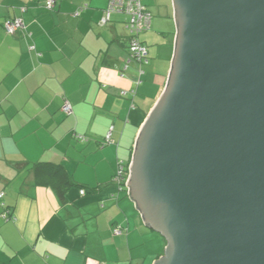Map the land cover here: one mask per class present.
Returning <instances> with one entry per match:
<instances>
[{"label":"crops","instance_id":"obj_1","mask_svg":"<svg viewBox=\"0 0 264 264\" xmlns=\"http://www.w3.org/2000/svg\"><path fill=\"white\" fill-rule=\"evenodd\" d=\"M45 1L0 0V264H155L167 242L115 177L120 163L130 172L170 82L174 0L144 1L153 19L141 35L149 51L141 67L125 17L101 24L106 0H56L54 11ZM13 19L25 28L9 35L3 25ZM37 163L65 168L74 184L63 200L40 182Z\"/></svg>","mask_w":264,"mask_h":264},{"label":"water","instance_id":"obj_2","mask_svg":"<svg viewBox=\"0 0 264 264\" xmlns=\"http://www.w3.org/2000/svg\"><path fill=\"white\" fill-rule=\"evenodd\" d=\"M178 46L130 170L155 264H264V0H174Z\"/></svg>","mask_w":264,"mask_h":264},{"label":"built area","instance_id":"obj_3","mask_svg":"<svg viewBox=\"0 0 264 264\" xmlns=\"http://www.w3.org/2000/svg\"><path fill=\"white\" fill-rule=\"evenodd\" d=\"M108 3V8L105 11L104 18L101 21L102 25H106L111 22L114 15H122L125 17V29L128 32V51L136 63L141 66L148 64L149 62V51L148 47L141 41L140 36L151 29L153 16L149 12L148 8L143 4L142 0H106ZM45 8L48 11H54L56 9V0H46ZM4 29L9 35H16L18 32L22 31L25 26L22 19H13L7 20L4 23ZM130 62V61H129ZM129 64V63H128ZM128 66L125 67L127 70ZM139 77L144 74L142 68H139ZM138 81V85L140 84ZM131 93L134 95L135 90H132ZM122 96H126V92L123 91ZM63 112L66 115L72 113V108L68 102L65 103L63 107ZM112 132H110L104 140V145L112 144ZM115 182L120 187L128 188L130 192V172L123 163H120L118 166L117 175L115 177ZM85 191H81V195H84ZM3 197V194L0 195V199ZM8 212L3 214L4 219H8ZM116 235H121L123 233L122 229L116 227L114 229Z\"/></svg>","mask_w":264,"mask_h":264},{"label":"trees","instance_id":"obj_4","mask_svg":"<svg viewBox=\"0 0 264 264\" xmlns=\"http://www.w3.org/2000/svg\"><path fill=\"white\" fill-rule=\"evenodd\" d=\"M34 172L41 183L51 186L56 191L61 200L65 198L67 190L74 184L72 178L61 165L37 163L34 166Z\"/></svg>","mask_w":264,"mask_h":264},{"label":"rangeland","instance_id":"obj_5","mask_svg":"<svg viewBox=\"0 0 264 264\" xmlns=\"http://www.w3.org/2000/svg\"><path fill=\"white\" fill-rule=\"evenodd\" d=\"M144 1H145V0H142L143 4H145ZM123 19H124V17H123Z\"/></svg>","mask_w":264,"mask_h":264}]
</instances>
